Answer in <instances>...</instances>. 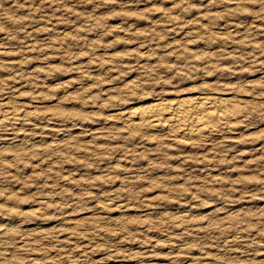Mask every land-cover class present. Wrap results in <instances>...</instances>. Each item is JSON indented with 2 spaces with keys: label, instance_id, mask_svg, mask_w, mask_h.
<instances>
[{
  "label": "rangeland",
  "instance_id": "374dc122",
  "mask_svg": "<svg viewBox=\"0 0 264 264\" xmlns=\"http://www.w3.org/2000/svg\"><path fill=\"white\" fill-rule=\"evenodd\" d=\"M209 95L203 138L127 116ZM14 108L0 264H264V0H0Z\"/></svg>",
  "mask_w": 264,
  "mask_h": 264
},
{
  "label": "bare ground",
  "instance_id": "6f19581e",
  "mask_svg": "<svg viewBox=\"0 0 264 264\" xmlns=\"http://www.w3.org/2000/svg\"><path fill=\"white\" fill-rule=\"evenodd\" d=\"M231 105L222 97L198 96L141 107L136 112L127 113V116H140V126L144 128H166L173 135L194 139L206 137L215 130L230 129L233 118L239 115ZM15 108L0 110L1 128L3 125H17L26 116Z\"/></svg>",
  "mask_w": 264,
  "mask_h": 264
}]
</instances>
